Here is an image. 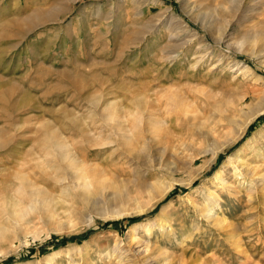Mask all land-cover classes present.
Returning a JSON list of instances; mask_svg holds the SVG:
<instances>
[{
    "label": "rangeland",
    "instance_id": "rangeland-1",
    "mask_svg": "<svg viewBox=\"0 0 264 264\" xmlns=\"http://www.w3.org/2000/svg\"><path fill=\"white\" fill-rule=\"evenodd\" d=\"M197 1L0 0V264H264V112L217 149L264 103V0ZM171 94L183 102L166 109ZM142 110L164 120L145 163L180 152L151 208L147 193L117 203L138 176L111 163L116 113ZM47 131L103 174L73 177Z\"/></svg>",
    "mask_w": 264,
    "mask_h": 264
},
{
    "label": "bare ground",
    "instance_id": "bare-ground-1",
    "mask_svg": "<svg viewBox=\"0 0 264 264\" xmlns=\"http://www.w3.org/2000/svg\"><path fill=\"white\" fill-rule=\"evenodd\" d=\"M227 1H234V0H227ZM183 3H184V8H188V10H190V11L193 10L195 7L199 6V4H200V2H198L197 0H183ZM49 14H50L49 10L48 11H42L41 10L39 12L37 10L36 13H34L30 17H28L27 23L35 24L37 22H40L42 19L46 20V18L48 17ZM241 20H242V18L240 16V17L235 19V22L238 23V25H239ZM18 22H19V24H17V25H20L22 27L23 22L22 21H18ZM245 35H244L245 38L247 36L249 37V35H247V33ZM179 97L176 94H171L169 97L166 98L165 102H163L164 107L167 109L169 104L179 105L180 102H183V99L179 98ZM143 111L144 110H142L140 112H137V114L135 112L134 113H129L127 111L123 112V113L121 111H120L121 113L120 112L116 113V116L118 114V118H121V117L123 118L124 117V118H126V121H117L114 126L111 125V130L116 135V139L114 141L112 140V142H111V143L115 142V144H114L115 147L113 148L112 151H120V152H119V155L117 154L118 156L115 157L114 161H112V162L110 161V162L113 165H116L118 163H123V161H124L123 159H125L126 163H128L129 165H133V169L135 170L134 172L138 176V177H136V179L134 181H132L133 179L131 180L133 182L132 190L129 193H126L121 198H117L116 199L117 203H119V202H129V201L135 199L136 197L147 193L148 194V199H147V203L146 204H147L148 208H151L152 206L157 204L163 197H165V195L172 189V187H173L172 183L169 184V185H165L164 184L165 182H164L163 179H164V177H165V175L167 173H171L172 174L175 171L173 168H169L167 164L173 163V161L177 160L176 158L179 157L180 152H178V151L177 152H172L171 151L172 153H169L168 156L165 159H163V156H162L163 152H162V154L160 155L159 165L157 164L156 166L153 165L152 163L151 164L150 163L149 164L145 163V158L147 157L145 152H146V150L149 147H151V146L155 147L156 144H158V139L159 138L157 139V137L159 135H157V133L160 131V129H162V125H160V124H162V122H164V120L159 119V117L157 115H155V113H154V112H156L155 110L150 111L147 115H144ZM263 112H264V103H262V102H254L253 100L250 101L246 105V111H243L244 121L240 125H237L235 127L236 129L233 130V132H232L231 136L228 138V140L226 142L220 144L217 147V149H219V150L223 149L229 142H231V141L235 140L237 137L241 136V134L243 133V129L245 127H247V125L251 121H253L259 114H262ZM103 115H104L105 119H109V117L113 116V115L108 114V113L107 114H103ZM225 120L227 122H231V120L234 121L230 116H227ZM44 130L45 129H43V133H44ZM52 131L51 132L47 131V132H50V133H49V136L47 137V140L45 141L46 145L45 146L42 145V146L45 147V148L49 147V149L52 148L53 150L57 151L58 153L60 152V154L62 156L64 155V156H66L68 158H71L70 160L72 161V165L75 164V171L73 173L74 174L73 177L85 179L84 178V173H83L82 170H84L85 174H86V172H88V170L92 171L94 169L92 171L93 172V177L96 175V173H98V175L99 174H103V173H101V172H103L102 170L101 171H96L98 169H95V167L92 168V169L89 168V167L87 168V166H89V164H87L86 160L88 158L86 156L81 155L79 157V159L78 158L76 159L75 158L76 155L75 156L74 155H70L71 152H70V150L67 151L68 148L65 147V142L63 143L62 140L61 141L59 140L60 138L57 137L56 131H55V134H53L54 132H52ZM43 133H41V134H43ZM205 134H206V136L209 135V133H205ZM0 136H2V135H0ZM44 137H45V134H44ZM43 140H45V139H43ZM0 141H3V140H0ZM38 143H41V141H39ZM2 145H4V144H2ZM95 145H97V144H95ZM40 147H41V144H40ZM43 147H41V148H43ZM45 150H47V148ZM163 150L166 151L164 148H163ZM204 153H206V151L203 150V151H199L196 154H194L193 156H191L190 163L197 156H199L201 154L203 155ZM62 159H63V157H62ZM96 159H97V157H96ZM111 160H113V159H111ZM228 160H229L228 161L229 164L231 165L232 169L236 172L237 175L241 174L242 169H243V171H247V168H244L245 164H244L243 160L239 157V152L238 151L236 153H234L233 156H230ZM118 161H120V162H118ZM141 163L145 164L146 166H150L149 170H147L146 168L144 170ZM166 166L168 168L164 169L163 167H166ZM161 168H163V169H161ZM165 171H166V173H165ZM249 175L250 174H248V176ZM9 176L10 175L8 174L7 177H9ZM99 176H101V175H99ZM215 177H217V178L219 177V180H221V183H222L223 187H230V185L228 184V181H226L223 178H221L220 172H216L215 173ZM0 178H2V177H0ZM19 180H20V178H19ZM23 180H25V175L23 177ZM23 182H22V184H23ZM2 188L4 189V186H2ZM1 197H3V199L1 198V200L3 202H6L7 195L1 196ZM211 198L212 197L210 196V199ZM6 204H8V203H6ZM166 207L167 206H165L164 208L161 209V213L162 214L166 213L165 212ZM201 211H202L201 213H203V215H204V211L209 212L210 211L209 210V205H206L205 207H203L201 209ZM211 217H212V220H214L215 223H219L220 224V222H222L219 219V217L214 216L213 214L209 215L210 219H211ZM160 219H162L163 222L162 223L158 222L159 223L158 225L160 226V228L162 230H164L166 228L165 225H171V222H170L171 217L166 215L165 218H158V220H160ZM149 225H150V223H149ZM146 230L147 231L149 230V226L146 228ZM171 232L172 231H170V233ZM190 233H191V231H190ZM173 234H176V232L173 233ZM145 248H147V247H145ZM143 250L145 251V249H143ZM149 258H151V257H149V255H148V258H147V260H144V263H147L149 261L148 260Z\"/></svg>",
    "mask_w": 264,
    "mask_h": 264
},
{
    "label": "trees",
    "instance_id": "trees-1",
    "mask_svg": "<svg viewBox=\"0 0 264 264\" xmlns=\"http://www.w3.org/2000/svg\"><path fill=\"white\" fill-rule=\"evenodd\" d=\"M127 219H132V218H127ZM66 238H62V240L61 241H63V240H65Z\"/></svg>",
    "mask_w": 264,
    "mask_h": 264
}]
</instances>
